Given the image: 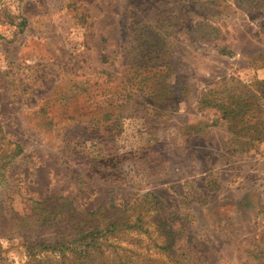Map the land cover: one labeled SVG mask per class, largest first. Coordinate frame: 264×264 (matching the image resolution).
Returning <instances> with one entry per match:
<instances>
[{"label": "rangeland", "instance_id": "obj_1", "mask_svg": "<svg viewBox=\"0 0 264 264\" xmlns=\"http://www.w3.org/2000/svg\"><path fill=\"white\" fill-rule=\"evenodd\" d=\"M232 96L256 128L220 118ZM0 127V156L22 149L0 222L65 198L135 224L90 259L264 264V0H0ZM37 231L0 233V264Z\"/></svg>", "mask_w": 264, "mask_h": 264}, {"label": "trees", "instance_id": "obj_2", "mask_svg": "<svg viewBox=\"0 0 264 264\" xmlns=\"http://www.w3.org/2000/svg\"><path fill=\"white\" fill-rule=\"evenodd\" d=\"M213 92L208 89L202 93L200 100L203 103L212 104L204 97L207 92ZM229 102H221L219 105L220 118L226 119L229 122L228 127H246V129L257 127L256 122H249L244 119L245 114L249 111L248 101L244 98H229ZM242 129V131L246 130ZM1 130V127H0ZM233 130L231 132V136ZM263 135V134H260ZM233 142H241L240 135L232 136ZM0 138L3 136L0 133ZM259 137L242 142L243 147L235 146L233 151L245 152L252 148L254 140ZM9 143V142H8ZM1 147V144H0ZM21 146L17 143H12L10 152L4 149L3 154L0 156V177L3 175L4 166L7 165V160H10L11 154L17 155L21 152ZM11 153V154H10ZM53 200V201H51ZM35 201L31 207L30 213L19 215L15 211H11V217L8 221L2 220L0 222V233L15 231L26 225H35L38 229L34 239L27 243V254L29 256L28 264H46L42 257H38V253L49 251L56 257H51L57 261L52 264H69L66 262V252L71 251L72 256L76 258L77 264H157L153 259L145 258H127V257H114L112 259H90L88 258L89 248H97L98 241L108 234H115L121 229L135 228V224H130L127 217L121 218H108L104 222L98 219L92 220V217L100 214L99 210L89 211L77 209L71 201L67 199H51ZM0 208V215L1 214ZM140 219V218H138ZM139 227V226H137ZM45 232H50L44 235ZM44 235V236H42ZM48 238H50L48 240ZM34 248L40 249L35 251ZM167 250L166 246L162 247ZM171 258L175 257L172 253H167ZM49 257V256H46ZM60 259V261H58ZM172 259V260H174ZM178 264V263H175Z\"/></svg>", "mask_w": 264, "mask_h": 264}, {"label": "crops", "instance_id": "obj_3", "mask_svg": "<svg viewBox=\"0 0 264 264\" xmlns=\"http://www.w3.org/2000/svg\"><path fill=\"white\" fill-rule=\"evenodd\" d=\"M234 152H238V151H234Z\"/></svg>", "mask_w": 264, "mask_h": 264}]
</instances>
